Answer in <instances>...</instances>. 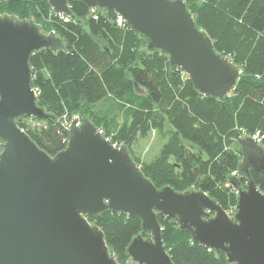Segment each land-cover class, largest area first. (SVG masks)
<instances>
[{
  "label": "water",
  "instance_id": "water-1",
  "mask_svg": "<svg viewBox=\"0 0 264 264\" xmlns=\"http://www.w3.org/2000/svg\"><path fill=\"white\" fill-rule=\"evenodd\" d=\"M69 0H47L59 17H71ZM120 18L143 37L149 51L168 57L204 97L223 99L241 74L218 54L183 0H73ZM64 51L53 32L31 21L0 16V264H119L103 232L89 218L105 211L141 222L126 253L135 264H173L161 239L157 214L173 220L194 243L224 253L228 264H264V194L251 172L264 173V147L256 137L238 138L237 174L247 180L232 218L201 191L156 189L125 146L115 147L87 118L64 130L66 147L48 155L21 129L20 117L46 119L32 87L30 56ZM212 213V214H211Z\"/></svg>",
  "mask_w": 264,
  "mask_h": 264
},
{
  "label": "trees",
  "instance_id": "trees-1",
  "mask_svg": "<svg viewBox=\"0 0 264 264\" xmlns=\"http://www.w3.org/2000/svg\"><path fill=\"white\" fill-rule=\"evenodd\" d=\"M183 1L215 51L241 71L221 100L202 96L165 54L149 51L143 37L102 9L69 0L71 17L61 18L47 0H0V16L31 21L42 34L53 31L65 48L30 56L36 104L49 117L23 116L16 124L54 156L66 147L72 118H87L112 144L125 146L136 166L132 146L156 131L163 144L141 164L142 175L156 189L201 191L226 212L237 203L229 183L241 160L237 139L257 137L264 147V0ZM251 178L264 194V173L251 172ZM246 182L238 175L240 188ZM156 216L173 264H228L224 253L194 243L173 220ZM88 220L103 232L116 261L128 264L126 250L141 233L140 220L111 211Z\"/></svg>",
  "mask_w": 264,
  "mask_h": 264
},
{
  "label": "rangeland",
  "instance_id": "rangeland-1",
  "mask_svg": "<svg viewBox=\"0 0 264 264\" xmlns=\"http://www.w3.org/2000/svg\"><path fill=\"white\" fill-rule=\"evenodd\" d=\"M53 32V31H51ZM49 32V33H51ZM49 33H44L45 35ZM54 33V32H53ZM73 118H79L77 116ZM72 118V119H73ZM164 120V129L169 130L170 126L166 122L165 118ZM69 125V124H68ZM67 125V127H68ZM163 144V140L161 137L156 133V131H152L149 136L143 140H139L132 146V154L134 158L136 157L138 159V168H140L142 163L150 162L153 158H155ZM231 177H238L236 173L231 174ZM190 191V190H189ZM230 210L226 211L227 215L232 218V214L229 213ZM128 264H135L131 261Z\"/></svg>",
  "mask_w": 264,
  "mask_h": 264
},
{
  "label": "built area",
  "instance_id": "built-area-1",
  "mask_svg": "<svg viewBox=\"0 0 264 264\" xmlns=\"http://www.w3.org/2000/svg\"><path fill=\"white\" fill-rule=\"evenodd\" d=\"M61 18H62V17H61ZM115 22H117L118 25H121L122 23H124L120 18H118ZM100 131H101V130H100ZM101 134H102V131H101ZM256 138H257V137H256ZM113 145H114L115 147H119V146H117V145H115V144H113ZM235 212H236L235 207L229 211V213L232 214L233 216H234ZM233 216H232V217H233Z\"/></svg>",
  "mask_w": 264,
  "mask_h": 264
}]
</instances>
